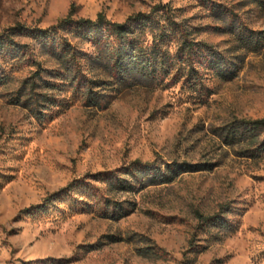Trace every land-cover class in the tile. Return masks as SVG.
<instances>
[{
    "label": "rangeland",
    "instance_id": "rangeland-1",
    "mask_svg": "<svg viewBox=\"0 0 264 264\" xmlns=\"http://www.w3.org/2000/svg\"><path fill=\"white\" fill-rule=\"evenodd\" d=\"M158 6L216 53L194 56L202 83L175 67L119 77L104 55L71 70L32 37L50 31L88 53L73 25L53 27L70 14L122 24ZM152 18L144 41L164 36L174 58L178 33L158 28L162 12ZM18 26L30 31L14 39L23 54L0 60V264H264V155L244 158L222 138L233 123L264 119V6L0 0V34ZM217 57L236 71L231 79L211 69ZM174 164L212 168L151 181Z\"/></svg>",
    "mask_w": 264,
    "mask_h": 264
},
{
    "label": "trees",
    "instance_id": "trees-1",
    "mask_svg": "<svg viewBox=\"0 0 264 264\" xmlns=\"http://www.w3.org/2000/svg\"><path fill=\"white\" fill-rule=\"evenodd\" d=\"M251 1L253 4L264 6V0ZM158 12L165 14V24L158 26V28H161L163 33H178L180 45L174 58L170 56L168 51L162 52V45L165 44L164 36H158V39L154 38L150 46L144 41L146 28L155 25L156 22L154 23L152 17ZM72 17L70 14L60 20L57 26L53 27V30L73 25L78 32L77 35L91 44V50L88 53L78 51L75 46L67 42L56 44L55 34L52 35L50 31H39L32 36L35 41L40 43L42 49L49 51L57 61L63 62L66 68L70 67L71 70L74 66L80 65L81 59L85 58L97 62L104 55L119 77L125 75H141L152 79L161 75L167 77L172 74L171 70L175 67L178 70L181 68L186 70L188 68V80H199L202 83V78H199V76L196 78L197 73L193 69L195 54L204 50L210 52L216 58V53L212 51V47L196 43L188 38L183 26L173 20L174 17L167 6L154 8L148 16L143 14L132 16L122 24L113 23L102 15H99L96 20H73ZM147 19L152 24L151 26H146L148 24ZM103 28L106 33L103 32ZM26 31L30 33L24 27L18 26L0 34V60L3 58L16 59L23 54L26 46L17 45L14 39L17 36L24 35ZM51 39L52 42L50 43ZM259 42L260 39L258 37L255 39L249 37L246 44L257 47ZM217 58V62H210L211 69L223 80L231 79L236 71L226 66L222 59ZM5 77L4 70L0 64V86L4 84ZM90 84H93V82H90ZM16 105H19V102ZM223 131V142L227 146H242L245 148L244 152H242V157L256 159L264 155V119L238 121L225 127ZM173 167L175 168L176 165L167 167L168 175H161L160 172H156L158 176L150 178L151 181L154 182L160 177L159 184H164L182 173L210 170L212 165H205L202 170H198L196 167L182 164L178 170L172 172L170 169ZM199 219L204 221L202 216Z\"/></svg>",
    "mask_w": 264,
    "mask_h": 264
}]
</instances>
